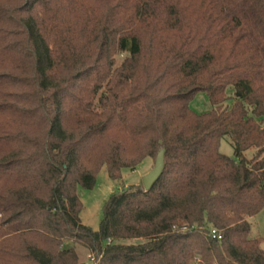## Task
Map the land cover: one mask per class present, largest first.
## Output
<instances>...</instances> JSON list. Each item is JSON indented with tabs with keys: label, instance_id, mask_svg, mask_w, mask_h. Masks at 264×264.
<instances>
[{
	"label": "trees",
	"instance_id": "1",
	"mask_svg": "<svg viewBox=\"0 0 264 264\" xmlns=\"http://www.w3.org/2000/svg\"><path fill=\"white\" fill-rule=\"evenodd\" d=\"M161 151L81 222L79 186ZM263 208L264 0H0V264H264Z\"/></svg>",
	"mask_w": 264,
	"mask_h": 264
},
{
	"label": "rangeland",
	"instance_id": "2",
	"mask_svg": "<svg viewBox=\"0 0 264 264\" xmlns=\"http://www.w3.org/2000/svg\"><path fill=\"white\" fill-rule=\"evenodd\" d=\"M117 62L123 58V55L116 56ZM226 104H229L227 102ZM190 106L198 113L211 110L212 106L206 93L199 92L190 101ZM220 151L229 156L234 157L233 136L224 138L220 145ZM257 150H248L245 155L251 159ZM155 158H144L135 169H122L119 178H111L105 167H102L96 174L95 185L92 189L78 187V194L83 204L80 214L81 222L97 231L103 218V208L109 198L125 188L138 187L145 188L143 178L150 173L155 167ZM252 226L251 235L264 236V208L255 216L251 217ZM264 246V244H262ZM75 250L78 255V264H94L95 256L91 255L90 250L81 244H75Z\"/></svg>",
	"mask_w": 264,
	"mask_h": 264
},
{
	"label": "water",
	"instance_id": "3",
	"mask_svg": "<svg viewBox=\"0 0 264 264\" xmlns=\"http://www.w3.org/2000/svg\"><path fill=\"white\" fill-rule=\"evenodd\" d=\"M164 151H161L158 155L155 163V167L153 170L144 176L143 183L146 190L150 189L152 185L158 180L160 177L163 168H164Z\"/></svg>",
	"mask_w": 264,
	"mask_h": 264
},
{
	"label": "built area",
	"instance_id": "4",
	"mask_svg": "<svg viewBox=\"0 0 264 264\" xmlns=\"http://www.w3.org/2000/svg\"><path fill=\"white\" fill-rule=\"evenodd\" d=\"M211 234H212L213 237L221 238V236L218 234V232L216 231V229H212L211 230Z\"/></svg>",
	"mask_w": 264,
	"mask_h": 264
}]
</instances>
